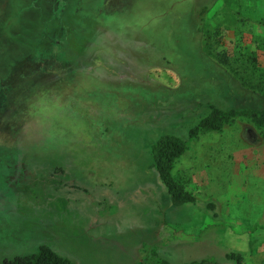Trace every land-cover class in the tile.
Returning a JSON list of instances; mask_svg holds the SVG:
<instances>
[{
	"label": "rangeland",
	"instance_id": "obj_1",
	"mask_svg": "<svg viewBox=\"0 0 264 264\" xmlns=\"http://www.w3.org/2000/svg\"><path fill=\"white\" fill-rule=\"evenodd\" d=\"M235 82L264 93V0H0V264H264V125L190 133L248 107ZM162 134L191 202L152 167Z\"/></svg>",
	"mask_w": 264,
	"mask_h": 264
},
{
	"label": "trees",
	"instance_id": "obj_2",
	"mask_svg": "<svg viewBox=\"0 0 264 264\" xmlns=\"http://www.w3.org/2000/svg\"><path fill=\"white\" fill-rule=\"evenodd\" d=\"M207 6L201 8L200 14H205ZM204 31V30H203ZM202 37L204 33H201ZM213 58V57H212ZM216 62V60L213 58ZM219 63V62H218ZM232 92L241 90L244 94L236 93L234 95L235 100H244L248 107L220 109L213 105H210L208 114L200 119L196 128L191 130V135H195L198 131L214 130L219 131L225 123L237 116H246L255 125H264V93H259L251 89H247L242 83L235 82L231 86ZM231 92V93H232ZM185 149V142L183 139L172 135L162 134L150 147V155L152 160V167L157 172V175L163 184L165 191L168 195L170 203L172 205H178L185 202L193 201L194 197L188 191H186L182 184L174 180L170 174L174 160L183 153ZM226 259L234 261L235 264H239L242 261L241 255L228 252L225 255ZM142 261H150L151 264H175L169 261H165L159 258L149 260L145 256L142 257ZM204 260H192L189 264H200ZM9 264H74L69 260L60 257L51 249L45 246H40L36 253L19 256L13 258ZM140 264V263H139Z\"/></svg>",
	"mask_w": 264,
	"mask_h": 264
},
{
	"label": "crops",
	"instance_id": "obj_3",
	"mask_svg": "<svg viewBox=\"0 0 264 264\" xmlns=\"http://www.w3.org/2000/svg\"><path fill=\"white\" fill-rule=\"evenodd\" d=\"M256 18H258V17H256ZM256 21H258L257 19H256ZM263 157H264V153H263ZM213 207V205H211V208Z\"/></svg>",
	"mask_w": 264,
	"mask_h": 264
}]
</instances>
